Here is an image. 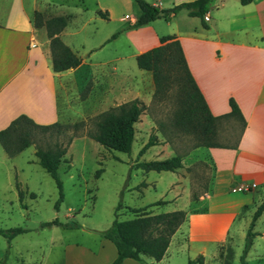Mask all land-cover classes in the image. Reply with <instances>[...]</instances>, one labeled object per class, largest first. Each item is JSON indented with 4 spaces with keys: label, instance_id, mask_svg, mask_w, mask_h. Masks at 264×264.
<instances>
[{
    "label": "rangeland",
    "instance_id": "rangeland-1",
    "mask_svg": "<svg viewBox=\"0 0 264 264\" xmlns=\"http://www.w3.org/2000/svg\"><path fill=\"white\" fill-rule=\"evenodd\" d=\"M53 1L57 4L65 2ZM74 1L77 0H66L64 6L59 4L57 11L66 12L67 4ZM84 1V10L78 3L70 5L69 10L74 15L68 20V34L62 38L91 65L81 67L73 76L57 77L60 82L68 81L66 90L59 89L61 128L43 133L35 131L34 143L11 158L0 146V228L23 226L28 230L15 235L10 242L0 235V264L3 260L6 264H63L69 260L65 247L76 244L97 252L101 239L97 231L110 226L114 213L118 218L128 219L132 217L129 207H144L155 200L168 202L148 206L147 210L157 213L184 209L187 213L182 222L183 232L177 236L179 243H173L167 258L158 264H186L202 252L204 264H241L247 228L264 200V178L260 179L255 171H245V177L240 176L244 171L241 166L244 155L233 165L231 157L217 156V163L214 162L211 155L204 154L206 147L196 146L198 141L194 132L173 125L172 116L183 97L180 85L172 84L164 96L154 97V90L151 92L145 83L149 75L143 73L148 71L138 68L133 55L138 50L133 45L136 36L127 33L138 28H130L126 17L118 18L124 13L135 15L138 12L136 5L134 10L126 8L122 14L102 11L106 15H98L94 12L97 0ZM19 2L25 9L32 5V0H0V22L13 24L20 20ZM36 2L39 6V0ZM239 6H242L239 0H228V4L214 7L213 12L238 13ZM159 23L162 27L157 26V29L163 34L170 32L174 25L181 29L202 27L198 18L193 21L177 17L174 22L167 24L159 20ZM246 29L237 30L232 38L239 40L259 33L257 24ZM260 31H264V20ZM113 65L116 73L110 70ZM87 82H90V90L85 98H81L80 93ZM134 99L141 100L146 107L135 124L130 152L106 150L84 134L86 129L94 130L95 115ZM79 120H84L85 124L74 131L72 125ZM216 130L220 142L234 144L241 123L233 117L221 118ZM75 133L80 135L66 146L67 152L58 167L63 199L56 208L58 189L51 175L37 162L34 149L45 148L56 141L65 145ZM152 134L156 143L139 155V149ZM177 154L182 157V168L176 171L177 177L183 176L177 186L171 185L176 178L171 171H143L136 167L138 161L160 160ZM216 166L226 174L234 172L232 184L225 189L211 187ZM99 169L102 171L97 173ZM14 179L26 191L22 200L24 205L18 198ZM253 182L255 185L248 190H233ZM31 192L35 193L34 198H31ZM193 193L204 197L215 193L216 197L211 202L199 201V198L193 201ZM119 202L122 204L116 208ZM55 217L62 222L75 221L80 226L71 229L57 224L40 226ZM253 231L256 234L246 254L247 264H264V210L255 220ZM106 257L107 251L102 256L103 262Z\"/></svg>",
    "mask_w": 264,
    "mask_h": 264
},
{
    "label": "crops",
    "instance_id": "crops-1",
    "mask_svg": "<svg viewBox=\"0 0 264 264\" xmlns=\"http://www.w3.org/2000/svg\"><path fill=\"white\" fill-rule=\"evenodd\" d=\"M64 1H59L57 4L53 0L43 2L39 0L38 6L36 0H32V5L27 9H25L22 2H19L20 20L13 24L11 22L10 24L0 22V130L5 128L13 120V117L19 113L26 114L28 118L38 124L60 121L59 89L66 90L68 81L60 82L57 77L73 76L81 67L88 68L91 65L90 62L81 58V63L77 68L62 72L54 71L51 64V52H49V38L45 28H35L33 26L31 17L35 10L41 11L44 18L61 14L67 20V25L59 33L63 41L62 36L68 34V20L74 15L69 10L70 5L76 6L78 3L83 10L86 9L85 1L77 0L67 4L66 8L68 10L66 12L57 11L59 4L62 6H64L63 3L66 4V0ZM147 1L157 4L159 7H171L185 0ZM239 2L242 6H239L238 13L224 11L220 14L213 12L214 7L217 8L218 4L224 6L228 4V0H211L209 11L204 18L208 25L207 29L201 26L200 28L194 26L193 28L181 29L179 25H174L170 32L163 34L157 29V26L162 27L159 20L163 19L155 18L136 30H128L127 33L136 36L133 39V45L138 50L133 54L134 57L144 49L159 44L161 36L172 34L179 38L195 84L202 93L210 112L214 115L229 113L228 100L232 97L246 120L235 149L206 147V149H203L205 150L203 151L204 154L211 155L216 163L217 156L218 158L231 157L232 165L237 162L239 156L244 155V159L241 161L242 170L244 171L240 176L244 178L247 174L245 171H255L254 173H257L260 179H263L264 31L260 30L264 20V0H250L243 4L240 0ZM134 5L136 4L133 0H97L94 12L99 13L98 15H106V13L112 12L122 14L126 8L134 10ZM138 15L139 9L135 15L128 16L124 13L119 15L118 18L126 17L131 25ZM177 17L192 19L193 21L198 18L189 15L187 9L181 8L169 21H164L168 24L174 22ZM85 22L86 20L83 21L82 28L85 27ZM256 24L259 28L258 34L239 40L232 38L237 30L242 31L245 29L246 31V28ZM65 44L74 52L69 44ZM236 52L243 53L237 55ZM74 53L77 55L76 52ZM110 70L115 72V66L113 65ZM144 71H148L145 72L146 74L143 73L144 75H149V78L146 77L145 83L149 90L153 92L155 86L153 85L151 72L146 69ZM181 168L182 166L178 169ZM176 171L173 172L176 178L171 181L172 186H177L183 179L181 174L177 177ZM233 176L234 172L229 171L226 174L219 169V166H216L213 179L210 182L211 187L225 189L232 184ZM215 195V193H210L206 197L199 196V201L207 200L211 202L215 199ZM182 232L181 223L172 236L169 247L173 243H179L176 242L177 236L178 233ZM169 247L166 248L167 251L160 261L156 262L151 257L146 261L153 264L163 262L169 255ZM97 249V252H94L81 246V244L68 245L65 247V252L69 260L63 264H111L117 254L114 244L103 237L99 240ZM106 251L108 257L103 262L102 256L105 255ZM123 264L143 263L125 258Z\"/></svg>",
    "mask_w": 264,
    "mask_h": 264
},
{
    "label": "trees",
    "instance_id": "trees-1",
    "mask_svg": "<svg viewBox=\"0 0 264 264\" xmlns=\"http://www.w3.org/2000/svg\"><path fill=\"white\" fill-rule=\"evenodd\" d=\"M139 9V15L130 25V28H139L149 23L155 18L169 21L177 11L181 8L187 9V13L200 19L203 28L207 29L208 25L204 19L209 11V3L211 0H185L178 2L171 7H159L157 4L148 2L147 0H133ZM241 3H247L250 0H240ZM35 28L44 27L47 37L49 38V52H51V64L54 71H65L74 69L81 63V57L71 51L60 38V31L67 25L65 16L51 15L43 17V13L35 10L31 17ZM115 34H112L114 37ZM159 44L144 49L135 57L138 68L149 70L152 75L154 88V97L164 96L172 84L180 85L183 97L181 104L175 110L172 118L173 125L181 128L183 131L194 132L197 135L196 146L204 147H223L235 149L238 145L239 137L246 124L241 110L234 100L230 97L228 102L230 112L227 114L214 115L210 112L207 103L200 92L198 86L189 69L186 57L182 51V45L179 38L175 35H164L159 38ZM90 82L80 93L81 98H85L90 90ZM145 104L134 99L128 102H121L109 109L94 116V130L86 129L84 134L91 137L102 148L106 150H121L130 152L135 139V124L140 120L139 116L145 110ZM233 117L241 123V131L237 141L234 144H223L216 138V124L221 118ZM85 124L84 120H79L72 125L74 131L79 130ZM59 121L46 124H38L26 114L19 113L13 117V120L3 129L0 130V146L8 157H13L21 151L25 146L34 143L35 131L41 133L61 128ZM80 133L70 136L65 145L54 142L53 145H47L45 148L36 147L34 154L39 165L48 172L53 178L58 189L59 198L55 202L57 208L63 199V190L58 167L62 157L66 154V146L72 139L79 137ZM155 135L149 136L142 148L139 149V155L144 153V149L149 145L155 144ZM182 166V157L180 154L165 159H150L138 161L136 167L143 170H157L175 172ZM99 169L97 173H100ZM14 185L18 194V198L22 203L25 196V189L21 183L14 179ZM31 198L35 197V193H30ZM199 196L192 194V200L197 201ZM168 201L155 200L144 207H129L132 217L128 219L118 218L114 213V218L110 226L104 230L97 231L99 235L112 244L116 249V256L111 264H123L125 258H131L143 264H153L147 262L144 257L153 258L156 262L160 261L169 247L172 236L178 230L181 223L186 219V211L178 209L166 212H153L147 210L151 205H164ZM23 204V203H22ZM119 202L116 208L121 206ZM24 205V204H23ZM264 210V200L259 205L252 220L249 223L245 235V243L243 253L240 256L241 264H247L246 254L252 244L253 237L256 233L253 231L255 220ZM57 224L66 229L78 228L80 224L75 221H59L57 217L41 223V227ZM28 231L23 226H14L13 228H0V235L10 242L15 235ZM1 264L6 262L1 261ZM186 264H204V256L198 254L194 259L187 260Z\"/></svg>",
    "mask_w": 264,
    "mask_h": 264
},
{
    "label": "built area",
    "instance_id": "built-area-1",
    "mask_svg": "<svg viewBox=\"0 0 264 264\" xmlns=\"http://www.w3.org/2000/svg\"><path fill=\"white\" fill-rule=\"evenodd\" d=\"M254 185L255 183L253 182L251 184L244 185L243 187L234 188L233 190L236 191L237 189L238 191L243 192V190H248L250 186H254Z\"/></svg>",
    "mask_w": 264,
    "mask_h": 264
}]
</instances>
